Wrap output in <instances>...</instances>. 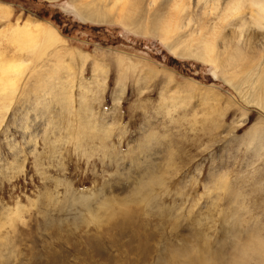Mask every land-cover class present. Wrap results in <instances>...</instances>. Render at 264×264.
<instances>
[{"label": "rangeland", "instance_id": "obj_1", "mask_svg": "<svg viewBox=\"0 0 264 264\" xmlns=\"http://www.w3.org/2000/svg\"><path fill=\"white\" fill-rule=\"evenodd\" d=\"M233 1L0 0V264H264V25Z\"/></svg>", "mask_w": 264, "mask_h": 264}, {"label": "bare ground", "instance_id": "obj_2", "mask_svg": "<svg viewBox=\"0 0 264 264\" xmlns=\"http://www.w3.org/2000/svg\"><path fill=\"white\" fill-rule=\"evenodd\" d=\"M127 1L128 0H115L114 4L118 3V5H119V3H120L122 15H126L127 14V10L125 8V5H126ZM246 1L247 2L249 1L248 5H251L250 4V2H251L252 5L254 4V5L257 6V8L256 7L255 8H251L253 10V12L255 11L254 9H257L256 12H254L255 14L252 12L253 14L251 15V16H253V19H254V21H252L253 24L255 22L256 24L263 26L264 25V0H244V1L243 0H240V1L236 0V2L233 1L231 9L232 10H236L235 11L236 14L234 16H236L238 14H241L240 16L238 15V17H240V18L242 17L241 9L243 8V5H244L243 3L246 4ZM78 12L80 13V16L83 17L84 19L88 18L89 20L95 21V22H105V21L107 22L108 15H106L105 13H98V14L97 13H93V14L90 15V14L86 13L85 11L81 12V11L78 10ZM244 23L245 24H243V26L246 25V24L248 25V27L250 26L249 25V21L248 22L246 21ZM246 27H243V28H246ZM50 28H51V33H53V35H55V37H59L58 30L55 27H50ZM209 45H212V44H209ZM213 46H214V44H213ZM79 56H81V55H79ZM79 56H78V58H79ZM81 59H84V58H81ZM19 71H20V65L19 64H15V65H13V67L9 66V65L0 64V93H6V95H5L6 99L13 92V87H14V83H15L13 79L16 78L17 76H19ZM10 75H12L13 77H11ZM8 106H9L8 104L7 105L6 104L0 105V111H1L2 108H5V109L8 108ZM1 121L2 120L0 118V122Z\"/></svg>", "mask_w": 264, "mask_h": 264}]
</instances>
